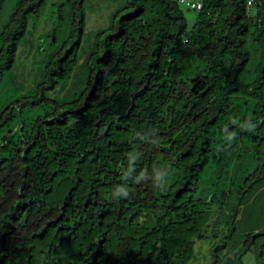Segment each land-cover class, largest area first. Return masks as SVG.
I'll use <instances>...</instances> for the list:
<instances>
[{"label": "trees", "instance_id": "obj_1", "mask_svg": "<svg viewBox=\"0 0 264 264\" xmlns=\"http://www.w3.org/2000/svg\"><path fill=\"white\" fill-rule=\"evenodd\" d=\"M125 1L84 71L68 3L29 85L7 78L44 0L0 29V264H190L207 239L264 264V0H204L189 33L177 0Z\"/></svg>", "mask_w": 264, "mask_h": 264}, {"label": "rangeland", "instance_id": "obj_2", "mask_svg": "<svg viewBox=\"0 0 264 264\" xmlns=\"http://www.w3.org/2000/svg\"><path fill=\"white\" fill-rule=\"evenodd\" d=\"M17 1L6 0L0 15V29L8 24ZM68 3H72V0H44L40 19L37 22L30 20L27 33L17 51L15 68L11 76L7 78L8 83L15 81L17 84L29 85L39 72L41 63L55 51L56 47L53 45L54 48H51L49 45L60 43L68 38V26L73 18ZM125 4V0H85V28L77 67H81L83 71L88 68L87 59L96 46L97 36L113 25L115 15ZM179 6L187 21L189 33L196 20L197 12L180 4ZM60 9L64 19L59 24ZM212 244L213 241L210 239L195 242V260L190 264H210ZM242 264H256L254 252H248Z\"/></svg>", "mask_w": 264, "mask_h": 264}, {"label": "built area", "instance_id": "obj_3", "mask_svg": "<svg viewBox=\"0 0 264 264\" xmlns=\"http://www.w3.org/2000/svg\"><path fill=\"white\" fill-rule=\"evenodd\" d=\"M204 0H177L178 4L185 6L187 9L199 12ZM254 0H247V9L250 10Z\"/></svg>", "mask_w": 264, "mask_h": 264}]
</instances>
